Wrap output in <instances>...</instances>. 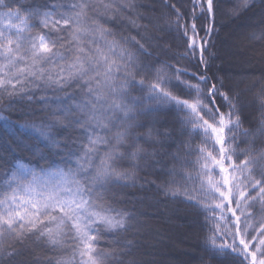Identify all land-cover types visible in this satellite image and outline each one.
Instances as JSON below:
<instances>
[{"label":"snow or ice","instance_id":"6c2138e0","mask_svg":"<svg viewBox=\"0 0 264 264\" xmlns=\"http://www.w3.org/2000/svg\"><path fill=\"white\" fill-rule=\"evenodd\" d=\"M161 2L171 13L155 7L140 13L144 5L136 0H82L75 15L53 19L56 6L47 0H0V111L30 117L9 127L35 133L27 142L14 133L0 140V264H157L156 245L144 241L141 217L149 213L136 207L149 192L157 199L183 195L203 217L211 233L203 264H264V223L252 235L251 214L242 212L264 202V168L252 167V157L233 159L244 154L232 146L243 106L212 70L213 27L203 21L214 17L213 0H191V8L181 0L179 8ZM254 6L240 0L233 14ZM84 13L90 23L74 27ZM170 14L176 19L161 28L159 19ZM33 24L41 32L25 36ZM261 25L264 36V20ZM177 36L183 67L164 58L170 51L164 41ZM260 83L264 117V77ZM185 167L196 171L198 185L181 193L170 185ZM142 170L173 179L137 184ZM128 188H138L143 199Z\"/></svg>","mask_w":264,"mask_h":264},{"label":"trees","instance_id":"16d2710c","mask_svg":"<svg viewBox=\"0 0 264 264\" xmlns=\"http://www.w3.org/2000/svg\"><path fill=\"white\" fill-rule=\"evenodd\" d=\"M33 2L34 0H19V3L22 5H30L33 4ZM36 2H41V0H36ZM47 2L56 6L54 9L51 10L52 18L58 19L59 14L75 15L77 12H79L80 9L74 8L73 6L78 3H82V0H47ZM94 2L102 4H112L114 0H94ZM121 2H123V0H121ZM239 2L240 0H213L215 7L214 17L210 20L203 22L205 23V26L211 25L213 27V32L211 34V47L209 49V51L215 55L212 70L216 72L219 77H222L224 79L226 85L225 90L230 87L234 90V92L239 93L240 104L243 106V112L241 115L242 122L240 124V127L234 130L237 139L235 142H233L232 146L236 148L237 152H243L244 154L239 156L238 158L233 157V159L243 160L248 157H252L256 160V163L252 165V167L256 168L257 171H259L260 168H264V159H261V153L264 152V131L261 130L262 123H264V117H262L261 115L262 110L259 106L258 93L261 87V77H264V71L251 70L245 72L242 70L243 72L241 71V73H235L233 72V70L229 69V65L227 68L226 65L222 63V55L218 54L223 46V43H226V41H224V34L225 31L229 28V24L233 23L232 25H235L241 22L243 19L253 15L254 12L258 11L259 9H264V3H262V0H254L255 6L253 8L242 12L240 15H234L233 13L235 10V6ZM136 3L138 5H144V7H139L138 9V11L143 14H148L151 7H155L163 12L171 13V9L163 8L161 0H136ZM171 3L175 4L177 8L180 7V4L177 3V0H171ZM181 3H183L188 8H191V0H181ZM225 7L227 9H231L232 12V17L229 19L228 23L223 22L221 16V10ZM88 15H90V13L82 14L80 22L77 25H74V27L86 28L87 25L90 23V21L86 19V16ZM132 18L136 19L135 17ZM175 19V15L170 14L168 16L161 17L158 23L161 25V28L167 29L169 25L166 23V21H174ZM136 22L138 24L146 23V21L139 19H137ZM13 23L19 22L13 20ZM2 26L3 25L0 24V27ZM104 27L112 28L113 26L111 24H105ZM261 27L262 26L250 30V32L252 33V38L254 36L255 41H261L264 39V36L261 35ZM29 32L35 35L37 33H40L41 29L38 25L33 24V26L24 33V35L27 36ZM131 34L135 35V32H132ZM156 34L159 36H166V32L164 31H157ZM109 39L112 38L109 37ZM164 43L166 44V47L170 46V51L167 53V55L164 56V58L176 67L185 66L187 61L183 60L180 55L184 52L183 40H181L177 36L175 39L166 38ZM173 54H175V58H173ZM61 63L64 62L62 61ZM48 67H50L53 72L56 71L55 65H49ZM228 73H231L234 76L236 75L239 77H244V79L239 81V83L235 84V77L229 78L227 75ZM137 79H139V77H137ZM40 94L41 93H37V95ZM61 95H63V93H61ZM3 103L7 104V100L5 99ZM160 116L161 119L165 118L164 113H161ZM167 119L171 121L174 119V117L167 116ZM29 121L30 117L21 116L18 112L14 110L0 111V140L10 141L14 138V133L15 138L25 139V142H27L26 138L34 136L35 133H33L30 129L11 128L9 127V122H14L16 125H22L28 123ZM194 143L199 144V139L195 140ZM15 154L19 156L29 155V153L26 151H17V153ZM124 167H127V165H125ZM182 171L184 175H176L174 177L176 183L170 185L174 190H178L181 193H183L186 188H192L194 185H198V181H195L194 179L197 174L195 170L185 167L182 169ZM138 176L143 177V179H138L137 184H142L144 180H152L155 181L156 184L163 186L165 184V181H171L173 179V177L171 176H165L161 173L152 172L150 170H142L138 173ZM2 187L3 185L0 184V188ZM125 191L129 193L134 192L137 194V197L141 199H143L144 197V193L141 192L138 188H128L125 189ZM193 194L201 195L199 193ZM252 195L255 196L256 194L252 193ZM129 199L134 201L136 197H129ZM150 199H153L152 202L150 201ZM126 206L131 208L132 204L128 203ZM136 207L138 210H142L144 212L149 213V215L143 216V218L148 222H153L154 219H158V221L160 219H164L163 217L165 214L163 213V211H161V208H173V211L166 215L168 220H175L180 217L179 221H181L182 224H185L183 225L185 229L193 227V229H196L198 231V241L196 242V245L194 247L200 257L198 258L197 255L194 254L195 256L192 257L193 260L195 261L194 258L197 257L196 264H203V261H208L209 257L207 247L210 244V241L206 238L209 237L211 233H209L206 227L202 226L203 217L197 215L196 211L192 208L191 204L186 202L183 195L178 198H165L163 194H161L159 199H157L152 194V192H149L147 202L143 204H136ZM233 207H235V204L233 205ZM242 212L251 214L248 218L247 224L253 225L254 228L250 227L248 230L251 232L252 235H258L257 229H259V225L261 223H264V202L257 201L251 207L242 208ZM237 214L241 215V212H238ZM241 218L243 221V216ZM160 221L162 223V226L165 227L166 225H164L162 220ZM103 239L110 241L112 238L104 237ZM216 243L219 245L220 243H223V241L217 240ZM256 243H258V241H256ZM100 247L104 248L105 250H110L109 245L107 243H102ZM45 255H50V253H45ZM64 255L70 256V252L65 253ZM210 264H218V262L211 261Z\"/></svg>","mask_w":264,"mask_h":264},{"label":"rangeland","instance_id":"374dc122","mask_svg":"<svg viewBox=\"0 0 264 264\" xmlns=\"http://www.w3.org/2000/svg\"><path fill=\"white\" fill-rule=\"evenodd\" d=\"M231 13L229 8L225 7L222 9V21L228 23L232 17ZM261 20H264L263 8L235 25H232L233 23L228 25L229 28L224 34L226 43H223L218 54L222 55V63L227 68L229 65V69L233 70V72L241 73L242 70L245 72L251 70L264 71V39L255 41L254 36L252 38V33L250 32V30L262 26ZM227 75L229 78L235 77V84L244 79V77L234 76L231 73ZM152 200L150 199L151 202ZM161 211L165 214L164 219H160L166 225L165 227L162 226L161 221L159 220V222L158 219L148 222L141 217L147 222L145 229L147 234L144 237L145 243L156 245L155 249H151L156 253L153 258L157 261V264H196L197 257H200L194 247L198 241V231L193 229V227L185 229L183 226L185 224L179 221L180 217L175 220H168L166 215L172 212L173 208H161ZM194 254L197 255L194 258L195 261L192 258L195 256Z\"/></svg>","mask_w":264,"mask_h":264}]
</instances>
